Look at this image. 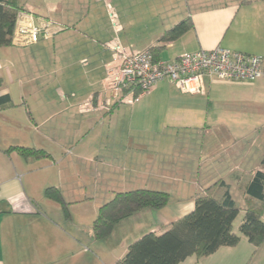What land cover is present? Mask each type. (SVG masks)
Listing matches in <instances>:
<instances>
[{"label":"crops","instance_id":"1","mask_svg":"<svg viewBox=\"0 0 264 264\" xmlns=\"http://www.w3.org/2000/svg\"><path fill=\"white\" fill-rule=\"evenodd\" d=\"M23 1L36 25L53 20L67 29L29 47L0 49V98L12 101L0 110V264H116L133 242L163 234L192 212L196 196L215 184L218 197L228 190L240 208L233 230L241 241L180 264H264V243L255 248L239 232L246 188L264 156V138L256 133L264 123V78L207 79L206 95L185 94L164 80L133 106L81 115L78 105L104 91L112 60L105 45L116 33L95 6L108 0ZM117 1L120 17L125 15L122 44L152 49L156 61L216 47L264 57V0ZM142 6L147 16L134 21L133 9ZM186 19L193 28L161 41ZM184 97H198L199 104L180 109ZM218 125L226 132L209 148ZM17 147L51 158L7 152ZM49 188L61 192L69 219L45 196ZM139 189L166 192L170 203L137 213L97 241L99 209L117 193Z\"/></svg>","mask_w":264,"mask_h":264},{"label":"trees","instance_id":"2","mask_svg":"<svg viewBox=\"0 0 264 264\" xmlns=\"http://www.w3.org/2000/svg\"><path fill=\"white\" fill-rule=\"evenodd\" d=\"M23 0H0V49L12 46L17 16L25 11ZM193 28L190 19L182 21L166 32L161 41H175ZM153 53V50L150 49ZM10 96L0 98V110L10 107ZM17 151L23 157L50 159L51 156L41 150L10 148L7 152ZM218 184L204 191L195 198V209L170 224L168 230L161 235L148 233L133 242L126 256L116 264H180L187 258L208 257L222 247H235L241 238L234 233L233 224L240 213V208L226 190L221 197L216 192ZM45 196L60 204L66 215L68 204L62 194L55 188H49ZM170 195L166 192L150 190H134L117 193L113 200L99 209L98 217L93 225L94 237L102 241L110 237L115 227L122 221L145 210L159 211L170 203ZM245 217L239 232L249 242L259 248L264 243V156L260 170L246 188Z\"/></svg>","mask_w":264,"mask_h":264},{"label":"built area","instance_id":"3","mask_svg":"<svg viewBox=\"0 0 264 264\" xmlns=\"http://www.w3.org/2000/svg\"><path fill=\"white\" fill-rule=\"evenodd\" d=\"M108 17L115 37L105 47L112 60L103 79L104 91L78 105V112H111L118 104L133 106L148 95L159 82L168 80L181 92L206 95V80L254 83L264 78V57L216 47L184 53L175 61H156L150 49L132 50L122 44L123 27L115 9L108 4ZM26 11L16 19L12 45L19 48L51 40L67 27L53 20H39ZM83 64H86L84 61ZM63 98H66L62 94Z\"/></svg>","mask_w":264,"mask_h":264},{"label":"rangeland","instance_id":"4","mask_svg":"<svg viewBox=\"0 0 264 264\" xmlns=\"http://www.w3.org/2000/svg\"><path fill=\"white\" fill-rule=\"evenodd\" d=\"M116 1L117 0H115V1L114 0H112V1L108 0V1H106L105 4L104 3H96L95 6H97L96 7V10H97V12H96L97 14L96 15H97V17L98 18H109L108 17L107 5L110 4L115 9V11L117 13V16H118V19H119V21L121 23V17L123 18L125 15L123 16L121 14L122 16L120 17L119 11L116 8V6H118L117 3H119V2L117 1V3H115ZM178 1L179 2L181 1V2H183V5H186V1L185 0H178ZM119 5H120V3H119ZM103 6H106V9H107L106 11H105V8ZM150 7L151 6H149V8ZM140 8H141L140 10L139 9L137 10L136 7L133 9L134 10V15H133L134 21L140 20V19H144L145 16H147V14H148V12L144 11L145 10V6H142ZM136 11H139V12L137 13ZM184 99L187 100V102L185 104H182L181 106H178V107H181L180 109H193V108H195L196 106H194V103L195 104H199V99L200 98H198V97L197 98L184 97ZM176 103L179 104L178 102H176ZM177 111H179V110L176 109V112ZM213 125L216 126L215 123ZM249 126L251 127L252 125L249 124ZM246 127H247V125L245 126V128L241 127L240 129H237L238 128L237 127L236 130L239 131V132H243V131H245ZM225 130L226 129H223V128H221L218 125V127L215 129V132L211 135V137H209L210 138V144H208L209 148L212 147L213 144H216L218 142V138H220L223 135V133L226 132ZM256 133H257V135H260L262 138H264V123H262L260 126L256 125ZM178 160H180V159H178ZM181 161H182V158H181Z\"/></svg>","mask_w":264,"mask_h":264}]
</instances>
